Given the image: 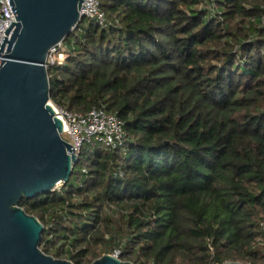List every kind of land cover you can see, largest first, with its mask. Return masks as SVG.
I'll list each match as a JSON object with an SVG mask.
<instances>
[{
    "label": "trees",
    "instance_id": "obj_1",
    "mask_svg": "<svg viewBox=\"0 0 264 264\" xmlns=\"http://www.w3.org/2000/svg\"><path fill=\"white\" fill-rule=\"evenodd\" d=\"M48 68L50 100L106 108L124 149L85 144L59 191L22 200L74 264H264V0H99ZM85 157V158H84Z\"/></svg>",
    "mask_w": 264,
    "mask_h": 264
},
{
    "label": "water",
    "instance_id": "obj_2",
    "mask_svg": "<svg viewBox=\"0 0 264 264\" xmlns=\"http://www.w3.org/2000/svg\"><path fill=\"white\" fill-rule=\"evenodd\" d=\"M84 1L8 0L16 22L0 45V264H74L42 252L44 225L19 204L69 182L79 160L61 137L47 59L84 21ZM92 264L133 263L108 254Z\"/></svg>",
    "mask_w": 264,
    "mask_h": 264
},
{
    "label": "built area",
    "instance_id": "obj_3",
    "mask_svg": "<svg viewBox=\"0 0 264 264\" xmlns=\"http://www.w3.org/2000/svg\"><path fill=\"white\" fill-rule=\"evenodd\" d=\"M80 14L104 28L112 24L101 10L99 0H85ZM15 22L16 17L8 0H0V45L3 37H7L5 31ZM62 48L63 43L51 50L47 59V68L55 64H63L66 55L62 52ZM51 104L56 107L52 102ZM56 112L67 126L61 137L74 147V155L78 158L85 144H92L106 151L124 149L127 142L125 124L116 114L107 112L106 108H95L89 113L80 114L56 107ZM257 246L264 248V223L260 225ZM112 255L120 258L121 252L115 250Z\"/></svg>",
    "mask_w": 264,
    "mask_h": 264
},
{
    "label": "rangeland",
    "instance_id": "obj_4",
    "mask_svg": "<svg viewBox=\"0 0 264 264\" xmlns=\"http://www.w3.org/2000/svg\"><path fill=\"white\" fill-rule=\"evenodd\" d=\"M85 158V157H84ZM63 188V184H61L60 186H58V189L57 191L61 190ZM105 255H108L107 253H101V257L105 256Z\"/></svg>",
    "mask_w": 264,
    "mask_h": 264
},
{
    "label": "bare ground",
    "instance_id": "obj_5",
    "mask_svg": "<svg viewBox=\"0 0 264 264\" xmlns=\"http://www.w3.org/2000/svg\"><path fill=\"white\" fill-rule=\"evenodd\" d=\"M53 108H54V109H55V111H56V107H54V106H53ZM59 186H60V185H59Z\"/></svg>",
    "mask_w": 264,
    "mask_h": 264
}]
</instances>
